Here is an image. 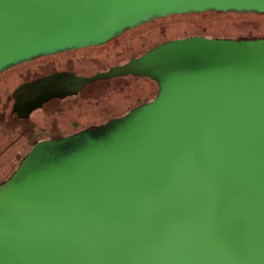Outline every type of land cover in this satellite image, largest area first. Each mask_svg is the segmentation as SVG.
I'll use <instances>...</instances> for the list:
<instances>
[{
	"label": "water",
	"instance_id": "water-1",
	"mask_svg": "<svg viewBox=\"0 0 264 264\" xmlns=\"http://www.w3.org/2000/svg\"><path fill=\"white\" fill-rule=\"evenodd\" d=\"M209 9L264 14V0H0V73ZM128 77L156 98L37 143L0 185V264H264V39L189 37L53 74L20 87L13 114Z\"/></svg>",
	"mask_w": 264,
	"mask_h": 264
},
{
	"label": "rangeland",
	"instance_id": "rangeland-1",
	"mask_svg": "<svg viewBox=\"0 0 264 264\" xmlns=\"http://www.w3.org/2000/svg\"><path fill=\"white\" fill-rule=\"evenodd\" d=\"M189 37L226 40L264 39V15H245L229 12L204 15L190 13L188 15L172 16L145 23L96 48H85L83 51L86 50V54L83 52L79 56H88L85 69L88 73H91L90 75H94L97 72L107 71L112 66L123 65L131 58H138L161 44ZM81 66L82 68L78 65V70L84 69L85 65L82 64ZM49 71L50 69L39 70V77ZM152 83L149 79H136L133 77L99 82L89 88L87 96L86 94L83 96L91 100L88 107H77L75 109L69 107L70 110H67V108L58 109V112H60L56 116L61 120V123L70 118L66 116L68 114L79 117L85 123L83 117L89 115L92 124H95L99 119L114 115L121 114L120 118L157 96L159 88L156 83ZM4 86L5 84L0 85V96L2 98L8 96L13 87L10 84ZM140 101L142 104H139ZM75 104H78V102H75ZM1 105L0 103V107ZM1 110L3 111L2 108L0 112ZM63 111L67 113L63 114ZM1 115L2 113H0V117ZM44 115L45 113L39 112V117ZM0 126L3 125L0 124ZM14 139L15 136L12 135L8 142ZM1 143L5 144L4 140ZM18 167L17 164H0V185Z\"/></svg>",
	"mask_w": 264,
	"mask_h": 264
},
{
	"label": "flooded vegetation",
	"instance_id": "flooded-vegetation-1",
	"mask_svg": "<svg viewBox=\"0 0 264 264\" xmlns=\"http://www.w3.org/2000/svg\"><path fill=\"white\" fill-rule=\"evenodd\" d=\"M83 52L84 54H86V50L83 51V49H72L50 56H38L28 61H23L16 65L8 67L0 73V85L5 84V86H8V84H10L11 86H13L8 96L3 98L0 96V103L2 104L0 109H3V111L1 110L0 112L2 113L0 117V124L3 125L0 126L1 165L17 164L18 166H20L30 150L39 142L46 140H58L63 137H68L76 133L86 131L88 129L97 128L121 116V114H119L110 116L108 118L99 119L95 122V124H92L89 115L83 117L85 123L81 121L79 117H75L70 114L66 115L70 118L61 123V120L56 116L60 112H58V109L62 110L64 108H67V110H70V108L72 109L73 107L74 109L77 107H88L91 100L90 98L83 96L84 94H86L87 96L89 88L93 85L98 84L99 82H110L111 80H103L90 84L86 86L78 96L63 100L54 99L45 104L41 110L33 112L27 118H20L18 114H13V108L15 105L13 95L20 87L25 84H30L45 77L59 73H74L78 76L84 77L92 76L90 75L91 73H88V71H86L85 69L86 63L88 62V56H79V54ZM130 60H128V62ZM82 64L85 65V67H83L84 69L78 70V65H80V67L82 68ZM46 69H50V71L47 74L39 77V70ZM114 80L116 79H113L112 81ZM154 83L155 82H153L152 84ZM75 102H78V104H75ZM39 112L45 113V115L39 117ZM62 113L66 114L67 112L63 111ZM12 135L15 136V139L8 142V140L11 139ZM3 140L5 144L1 143ZM13 174H11L6 179V181L10 179Z\"/></svg>",
	"mask_w": 264,
	"mask_h": 264
},
{
	"label": "trees",
	"instance_id": "trees-1",
	"mask_svg": "<svg viewBox=\"0 0 264 264\" xmlns=\"http://www.w3.org/2000/svg\"><path fill=\"white\" fill-rule=\"evenodd\" d=\"M235 13V14H245V15H264V14H262V13H259V12H256V11H242V12H237V11H234V10H231V11H228V12H218V11H215V10H213V9H209V10H206L205 12H202V13H194V12H188V13H185V14H173V15H170V16H167V17H155V18H153L152 20H150L149 22H152V21H155V20H161V19H166V18H169V17H172V16H180V15H188V14H198V15H204V14H208V13H220V14H225V13ZM149 22H147V23H149ZM144 25V24H143ZM140 26H142V25H140ZM139 26V27H140ZM131 29H129V30H127V31H125V32H123L122 34H120V35H118L117 37H119V36H122L123 34H125L126 32H128V31H130ZM117 37H115V38H117ZM241 40H245V39H241ZM246 40H256L255 38H250V39H246ZM134 78H136V79H144V78H140V77H134ZM156 98V97H155ZM154 98V99H155ZM153 99V100H154ZM152 101V100H151ZM151 101H149V102H151ZM148 102V103H149ZM139 104H142L141 103V101H140V103ZM146 104V103H145ZM141 106V105H140ZM6 182V181H5ZM4 182V183H5ZM3 184V183H2Z\"/></svg>",
	"mask_w": 264,
	"mask_h": 264
}]
</instances>
